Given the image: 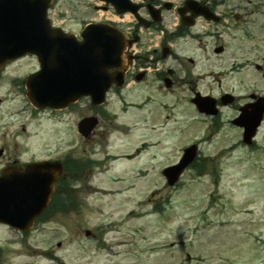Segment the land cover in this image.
I'll return each instance as SVG.
<instances>
[{
    "label": "rangeland",
    "instance_id": "rangeland-1",
    "mask_svg": "<svg viewBox=\"0 0 264 264\" xmlns=\"http://www.w3.org/2000/svg\"><path fill=\"white\" fill-rule=\"evenodd\" d=\"M221 1L219 9L233 14L226 18L229 28L217 27L219 39L203 41L205 49L192 42L177 48L179 56L196 60L194 67L186 62L189 75L177 70L171 90L142 83L121 93L136 108L111 96L105 108L110 115L99 119L88 139L76 130L90 115L85 102L56 115L32 111L4 80L22 77L36 63L25 58L9 67L0 80L6 156L22 161L68 153L92 164L77 180L71 212L54 214L27 234L0 225V264H264V120L254 148L239 143V130L227 123L250 94L264 96V0ZM92 4L58 0L57 23L58 15H69L65 26L78 31L89 19L115 18ZM220 45L224 51L215 56L213 47ZM194 91L237 98L222 109V127L212 136L209 121L189 104ZM147 94L155 97L151 115L137 106ZM191 143H199L205 170L189 169L168 186L161 169ZM107 152L119 158L103 159Z\"/></svg>",
    "mask_w": 264,
    "mask_h": 264
},
{
    "label": "water",
    "instance_id": "water-1",
    "mask_svg": "<svg viewBox=\"0 0 264 264\" xmlns=\"http://www.w3.org/2000/svg\"><path fill=\"white\" fill-rule=\"evenodd\" d=\"M49 1L0 0V53H5L6 57L26 52L37 55L41 70L30 77L28 92L34 106L65 107L83 95L90 96L94 104H100L113 82L122 83L127 43L120 32L107 26L88 27L82 33L83 41L80 43L72 36H62L50 30L45 19ZM123 6L120 4L117 11H126V6ZM113 67L121 68V71L115 74L106 72ZM231 100L226 96L223 103ZM199 102L201 111L214 113L212 99ZM241 112L237 123L245 127L244 140L250 143L264 113V99L242 108ZM94 124L83 121L79 130L84 133ZM194 154L195 147L188 148L178 165L164 170L170 185L178 179ZM43 166L33 165V169H44ZM51 177L43 180L34 176H13L8 180L7 175L0 177V223L22 231L29 230L33 219L48 204L55 179L52 174Z\"/></svg>",
    "mask_w": 264,
    "mask_h": 264
},
{
    "label": "flooded vegetation",
    "instance_id": "flooded-vegetation-1",
    "mask_svg": "<svg viewBox=\"0 0 264 264\" xmlns=\"http://www.w3.org/2000/svg\"><path fill=\"white\" fill-rule=\"evenodd\" d=\"M197 1H199L202 6L207 5L210 7L208 0ZM184 3L185 0H138V14L143 18V21L140 25L135 20H132V24L129 27L126 26L128 38H134V36L137 35V40L132 43L128 49L133 57L129 61L128 72L126 73V86H128V84L144 83L152 80V83L149 84L151 88H154L156 84H158V88H161V83H163L164 79L169 75L173 84L171 88L164 89L166 91L171 90L177 84V81H175L173 77V72L169 73L168 68L161 69L160 66L161 61L164 59L162 58L164 52L167 53L166 57H172L174 54L173 49L163 47L162 44L153 47L151 43L160 39L163 43H168L172 46L175 40L182 38V33L186 30L189 33L190 29L194 30L198 28L200 31H203V29L209 27L203 18L196 17V11L184 10ZM217 6L218 5H215L214 8ZM186 24L193 25L191 27H186ZM204 25L208 26L205 27ZM190 35L193 36L194 34L190 33ZM197 35L198 36H193L195 39H192L197 43L204 44L205 49V43L202 42V37L199 36V34ZM136 49L139 50L137 53L134 52ZM148 56L152 57V59H149ZM188 62L193 64V60H188ZM9 64H11V62L6 63L5 66L0 69V80H2L3 76H6L9 70ZM139 68H142L141 72H138ZM147 69H150L152 72L147 73ZM4 81L6 84L8 82L11 87H21L22 93L24 94L23 79L19 80L14 76L10 78V80L5 79ZM113 91H115V89H113ZM14 114L17 113L14 112ZM1 141L2 138H0V173L3 168L9 165L19 164L24 166L25 161H19L16 157H12L11 155L6 156V151L8 149ZM14 144L16 145V143ZM9 147H11L10 144ZM76 159L79 161L80 157H76ZM33 160L35 159L30 158L26 160V162ZM61 160L62 162H66V157H62ZM61 191H64L63 188ZM68 193L73 194V190L69 189Z\"/></svg>",
    "mask_w": 264,
    "mask_h": 264
}]
</instances>
